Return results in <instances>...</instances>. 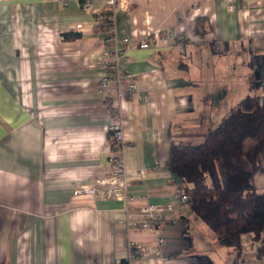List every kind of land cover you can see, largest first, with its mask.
Here are the masks:
<instances>
[{"label":"crops","instance_id":"1","mask_svg":"<svg viewBox=\"0 0 264 264\" xmlns=\"http://www.w3.org/2000/svg\"><path fill=\"white\" fill-rule=\"evenodd\" d=\"M90 1L0 0V264L116 262L132 240L133 264H264L248 234L235 263L187 204L160 230L125 223L181 184L172 140L198 139L246 94L264 106V0ZM109 34L146 99L100 86ZM106 95L122 113L128 200L99 182L111 170ZM252 179L264 189V171Z\"/></svg>","mask_w":264,"mask_h":264},{"label":"trees","instance_id":"2","mask_svg":"<svg viewBox=\"0 0 264 264\" xmlns=\"http://www.w3.org/2000/svg\"><path fill=\"white\" fill-rule=\"evenodd\" d=\"M198 137L172 140L167 157L187 193L185 204L231 249L235 263L243 259L244 234L264 256V189L252 179L255 168L264 171V106L259 96H242Z\"/></svg>","mask_w":264,"mask_h":264},{"label":"built area","instance_id":"3","mask_svg":"<svg viewBox=\"0 0 264 264\" xmlns=\"http://www.w3.org/2000/svg\"><path fill=\"white\" fill-rule=\"evenodd\" d=\"M230 9L233 8V0H225ZM83 5L86 9L95 10L90 0H83ZM155 39L154 35H147L142 38L138 45L140 47H148L150 42ZM124 42H128V38L124 37L121 39ZM104 52L107 58L101 62H95L93 65H101L104 67V73L100 79V86L107 89L108 84L111 80H115L119 83L126 84V90L128 92L135 91L139 99H146V96L135 90V82L128 69L122 68L121 63L128 60L126 49L119 47L118 41L113 34L106 35L104 38ZM105 106L110 115L108 122V144L110 147V154L108 161L111 164V170L109 174L99 179L100 183L106 184L108 189L116 198L128 200L129 195L127 186L129 182L128 169L125 167L123 158V149L126 144L124 128L122 123V113L112 101L109 95L104 98ZM187 201V193L184 191L181 184H177L172 192V198L165 204L161 203H147L140 210L139 216L125 221V223L134 226L139 229H152L160 230L165 222L174 220L175 216L179 212L180 206L185 204ZM168 212L167 216L165 212ZM162 240L158 238V242ZM140 254V248L135 241H130L129 252L124 258L117 260L116 262H95L93 264H133V261ZM160 255V252H157Z\"/></svg>","mask_w":264,"mask_h":264},{"label":"rangeland","instance_id":"4","mask_svg":"<svg viewBox=\"0 0 264 264\" xmlns=\"http://www.w3.org/2000/svg\"><path fill=\"white\" fill-rule=\"evenodd\" d=\"M211 230V229H210ZM211 232L214 234V232L211 230ZM214 236H215V234H214Z\"/></svg>","mask_w":264,"mask_h":264}]
</instances>
